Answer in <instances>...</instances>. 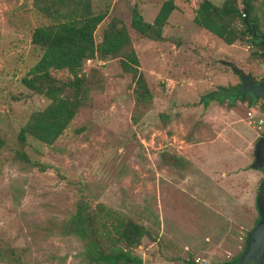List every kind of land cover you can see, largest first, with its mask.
<instances>
[{"label": "rangeland", "instance_id": "obj_1", "mask_svg": "<svg viewBox=\"0 0 264 264\" xmlns=\"http://www.w3.org/2000/svg\"><path fill=\"white\" fill-rule=\"evenodd\" d=\"M162 1L92 0V11L105 15L96 42L111 17L128 31L150 93L137 122L131 117V75L119 58L95 57L83 64L84 72L96 68L103 78L89 93V105L54 143L28 137L21 146L20 127L48 102L21 83L42 55L31 42L32 30L47 19L33 0H0V250L18 257L0 264H84L76 257L79 241L43 228L70 216L80 198L122 210L148 227L150 238L130 248L141 264H196L197 256L198 264H209L241 249L264 177L255 166L263 133L247 115L260 100L249 106L235 100L228 107L225 100L202 105L200 98L239 84L232 67L259 79L264 59L254 54L249 36L224 45L195 27L191 16L200 0H173L163 41L144 39L128 26L134 5L149 23ZM236 4L244 8L242 0ZM253 7L263 21L264 0H254ZM53 74L69 77L66 71ZM16 151L27 155L28 164L13 158ZM163 152L188 162L176 170L161 163Z\"/></svg>", "mask_w": 264, "mask_h": 264}, {"label": "trees", "instance_id": "obj_2", "mask_svg": "<svg viewBox=\"0 0 264 264\" xmlns=\"http://www.w3.org/2000/svg\"><path fill=\"white\" fill-rule=\"evenodd\" d=\"M254 0H242L244 12L239 16L236 0H223L220 6L210 0H200L192 12V22L211 33L223 44L231 45L235 41L249 36L257 48L255 55L264 59V47L259 43V36L264 40V12L260 21L253 7ZM33 7L46 19L45 24L33 28L31 42L39 46L42 55L21 80L22 85L31 93L41 95L48 100L43 109L31 112L27 121L20 127L17 140L26 146L28 137H33L45 144H52L69 127L80 109L89 105V93L99 88L103 81L99 70L91 68L83 71L84 61L88 58H119L124 73L130 74L133 99L132 119L137 122L147 108L150 93L146 82L138 71L139 62L131 47L125 25L117 17H111L102 28L101 39L95 40L96 26L103 20L104 13L92 11V0H33ZM175 8L173 0H163L151 21L146 23L139 15L136 6L130 8L128 26L147 40L163 41L161 28L171 10ZM237 22L240 28H237ZM253 30L256 35L253 34ZM238 76L240 69L232 67ZM54 71H66L69 77L60 80ZM248 75V74H247ZM253 83L264 81V75L254 79ZM238 84L227 88L218 87L200 98L202 105L208 100L218 105L225 100V106L232 107L235 100L245 102L247 106L260 100V109L264 105L260 98L241 94L236 90ZM2 141H0L1 147ZM25 153L16 151L13 158L28 164ZM161 163L183 169L188 162L183 157L163 152ZM257 170H264L256 167ZM257 209V203H256ZM260 218L257 216L254 223ZM44 229L53 230L62 236L74 237L80 243L76 257L84 264H141V259L130 253V248L137 245L142 237L150 238L147 226L135 221L122 210L107 207L98 202L91 206L85 198H80L70 216L60 222H48ZM246 234L243 236V240ZM152 240V239H151ZM243 241L241 243L242 247ZM17 261L13 250L9 253L0 250V262Z\"/></svg>", "mask_w": 264, "mask_h": 264}, {"label": "water", "instance_id": "obj_3", "mask_svg": "<svg viewBox=\"0 0 264 264\" xmlns=\"http://www.w3.org/2000/svg\"><path fill=\"white\" fill-rule=\"evenodd\" d=\"M253 34L256 33L253 30ZM259 43L264 47V40L259 36ZM239 84L236 88L241 94H249L253 98H260L264 105V81L253 83L247 74H238ZM256 153L258 155L256 159V167L264 168V133L259 139ZM257 210L260 218L255 224L248 230L247 239L244 242V250L241 253L243 260L249 258L255 260L257 264H261L262 254L264 255V177L261 179L258 194H257ZM256 254V256H254Z\"/></svg>", "mask_w": 264, "mask_h": 264}, {"label": "flooded vegetation", "instance_id": "obj_4", "mask_svg": "<svg viewBox=\"0 0 264 264\" xmlns=\"http://www.w3.org/2000/svg\"><path fill=\"white\" fill-rule=\"evenodd\" d=\"M262 220H264V217L262 218ZM248 230H247V232H248ZM247 232L245 233L246 236H245L244 240H242L243 241V244H242V247L239 250V252H237V253H231L228 256L219 259L217 262L209 263V264H257V262L255 260H253L251 258H249L247 260H243V256H241V253L244 250V242L247 239ZM254 256H256V254H254ZM261 264H264V255L263 254H262V258H261Z\"/></svg>", "mask_w": 264, "mask_h": 264}, {"label": "built area", "instance_id": "obj_5", "mask_svg": "<svg viewBox=\"0 0 264 264\" xmlns=\"http://www.w3.org/2000/svg\"><path fill=\"white\" fill-rule=\"evenodd\" d=\"M239 16H243V12H244V8H239ZM92 58H88L86 59L87 62H89ZM247 115L248 118H254V120H252V122H254L257 126L258 129H261V132L264 133V111H262L260 108L258 107H249L247 110ZM195 263L198 264L199 261V257H195L194 258ZM200 264H205V262H201Z\"/></svg>", "mask_w": 264, "mask_h": 264}, {"label": "crops", "instance_id": "obj_6", "mask_svg": "<svg viewBox=\"0 0 264 264\" xmlns=\"http://www.w3.org/2000/svg\"><path fill=\"white\" fill-rule=\"evenodd\" d=\"M169 15V14H168ZM167 19V18H166ZM194 24V23H193ZM195 25V24H194ZM195 27H197V28H200L199 26H197V25H195ZM201 30H204V29H202L201 28ZM204 31H206V30H204ZM206 32H208V31H206ZM211 34V33H210ZM214 37V36H213ZM225 45V44H224Z\"/></svg>", "mask_w": 264, "mask_h": 264}]
</instances>
